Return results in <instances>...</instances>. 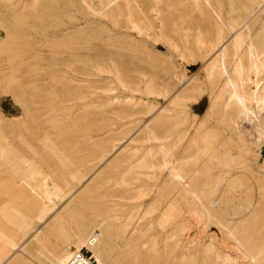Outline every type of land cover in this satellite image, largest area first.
Returning <instances> with one entry per match:
<instances>
[{
	"label": "bare ground",
	"instance_id": "bare-ground-1",
	"mask_svg": "<svg viewBox=\"0 0 264 264\" xmlns=\"http://www.w3.org/2000/svg\"><path fill=\"white\" fill-rule=\"evenodd\" d=\"M35 1L30 10L38 19L40 37L34 47V67L26 69L32 79H47L54 84L86 82L117 73L111 69L117 67L114 59L124 63L139 57L150 60L136 46L129 48L122 39L118 44L119 40H113L111 34L107 36L105 30L94 28V21L103 18L117 27L127 13V23L139 30L130 14L131 3L136 5V0H63L65 18L57 23H48L44 18L47 10L58 8L57 1ZM208 3L210 0H172L169 8L181 16L191 17L194 11L201 16ZM262 14L264 0H251L238 25L231 26V41L224 49L216 50V57L203 70L210 84L207 108L211 112L225 109L226 126L236 136L241 151L235 146L222 150L224 145L218 141L211 154V176L203 182L197 178L200 172L191 169L182 158V144L195 141L198 135L196 120L177 117L176 129L161 131L152 126L158 119L155 117L145 123L141 133L144 142L151 144L142 157L132 150L135 138L108 168L93 172L97 163L93 160L95 164H90L89 160L102 149L97 144L94 150L79 148L76 140L84 138L93 146L97 135L110 126L103 113L86 109L75 117L68 113L66 118L47 120L46 123L53 122L55 131L54 154L66 155L68 163L59 160L51 164V169L50 165L43 168L38 159L30 161L12 146L5 149L8 161L16 166L24 181L22 185L32 188L33 198L20 192L17 204L0 205V264H60L82 247L91 250L96 264H188L180 245L185 213L202 229V239L198 241L203 248L201 264H264V16L257 22ZM86 20L88 24L83 27L82 21ZM45 26L55 30L47 31ZM159 41L164 44L162 39ZM104 56L106 62L101 59ZM107 64L110 68L105 67ZM196 89L191 88L193 92ZM183 99L181 92L171 103L180 104ZM61 129L64 133H58ZM253 130L256 139L251 136ZM21 136L19 139L24 142ZM45 138L48 141L46 135ZM193 160L196 163L198 158ZM67 175L75 181L72 188L63 182ZM156 192V203L143 209V198ZM89 195L91 205L72 207L76 201L87 203ZM96 229L100 233L90 244Z\"/></svg>",
	"mask_w": 264,
	"mask_h": 264
},
{
	"label": "rangeland",
	"instance_id": "rangeland-1",
	"mask_svg": "<svg viewBox=\"0 0 264 264\" xmlns=\"http://www.w3.org/2000/svg\"><path fill=\"white\" fill-rule=\"evenodd\" d=\"M56 1L59 9L47 10V17H44L47 18L48 23H57L60 18H65L62 9L63 0ZM171 1L136 0V5L131 3L133 6L130 11L131 18L138 22L136 27L139 26V30L133 28L129 22L127 23V13L120 19L117 27H114L112 22L106 18L99 22L94 21V28L105 30L107 36L111 34V37H115L113 40H119L118 44L124 40L129 48L136 46L140 52H143V57L148 56L150 60L146 61L139 57L137 61L136 59L132 61L126 59V63H124L119 59H114L117 67H111V69H115L117 73L112 72L108 74L109 76L106 74L100 79H90L86 82L67 81L54 84L47 79L35 80L27 76V70L34 67V62H32L34 47L40 37L38 19H36L35 12L30 10L36 1L0 0V205L13 206L12 204H17L19 200L16 197L22 193H28L29 198L33 195L30 186L22 185L21 182L24 181L19 178L20 174L15 168L16 166L8 161L5 149H9V146L25 155L30 161L39 160L38 163L43 168L50 165L49 169H51V164L57 163L59 160L68 163L66 155L54 154L56 146L53 143L55 135L53 122L46 123L47 120L66 118L68 113L75 117L86 109L95 110L102 112L104 118L109 122V128L97 135L93 140V146L84 138L76 140L79 148L87 147L94 150L97 149L94 144H97L102 149V152H96L97 155L94 153L96 157L89 160L90 164H95L93 160L97 163L92 168L93 172L98 168H108L112 161L119 159L121 150L135 138L137 141L132 144V150H137L139 157H142L151 144L144 142V136L141 133L145 123L153 121L155 117L158 119L152 126L161 131L176 129L177 117L187 116L190 120H196L198 123L196 134L198 135H196L195 141L186 140L187 143L185 141L182 144L184 149L182 158L187 164L190 163L188 166H191V169L200 172L197 178L203 182L211 176L213 166L211 154L218 141L224 145L222 150L229 149V146H235L239 147L238 151H241L242 146L226 126L225 109L220 108L216 112H211L207 108L210 84L203 70L210 62L209 60L216 57V50L224 49L231 41V35H229L231 26L237 24L238 20L240 21L243 9L249 5L251 0H221L218 3L215 0H210V3L204 7V15L200 16L194 11L191 17L175 13L169 8ZM8 2L10 3L8 4ZM182 4L184 5L183 1ZM48 11L52 14L48 15ZM257 15L258 13L252 19ZM262 16L264 14L260 15L257 22L262 20ZM87 24V20L82 21L83 27ZM52 29V26H45L47 31ZM176 30L177 32H175ZM60 34L61 31L58 35ZM158 38L162 39L164 44L160 43ZM165 41L168 42L165 43ZM126 45H123L125 49H127ZM21 46L26 48L21 49ZM22 53L23 57L20 59ZM101 59L106 62L105 56ZM225 61L228 67L229 57ZM129 62L131 63L129 64ZM108 64L111 65V63ZM108 64L105 67H108ZM193 86L197 88L195 92L191 90ZM181 92H183L184 99L180 102H184V104H172L173 98ZM77 94L79 95L77 96ZM226 100L224 98V101ZM96 101L98 102L95 104ZM49 111L52 112L49 114ZM58 133H64V130L61 129ZM251 133L253 139H256L255 131L253 130ZM19 136L24 139V142L19 139ZM55 152H57L56 148ZM139 157L136 159L139 160ZM195 158H198L196 163L193 160ZM92 171L88 177L93 173ZM68 176H66L67 182H63L72 188L75 181L72 179L70 181L71 177ZM164 177L167 179L166 176ZM90 196L88 199L86 197L87 203L76 201L72 207L82 209L85 204L91 205L92 196ZM158 196L157 192L145 196L142 200L145 205L143 209L146 210L154 202L156 203ZM31 197L33 198V196ZM61 205L62 203L57 205L52 213H55ZM186 216L187 213L183 215L182 234L180 233L182 257L187 260L188 264H192V261L193 264H201L203 248L198 244V241L202 239V229L196 220L188 219ZM190 224L192 225L190 226ZM39 227L41 225L37 226V228ZM96 232L100 233L97 229Z\"/></svg>",
	"mask_w": 264,
	"mask_h": 264
},
{
	"label": "built area",
	"instance_id": "built-area-1",
	"mask_svg": "<svg viewBox=\"0 0 264 264\" xmlns=\"http://www.w3.org/2000/svg\"><path fill=\"white\" fill-rule=\"evenodd\" d=\"M98 232L94 231L89 243L92 244L98 237ZM60 264H96L92 252L87 247H82L79 251L74 253L67 261Z\"/></svg>",
	"mask_w": 264,
	"mask_h": 264
}]
</instances>
